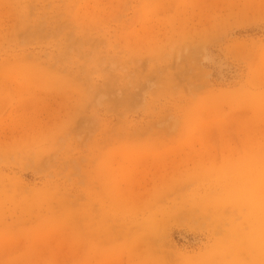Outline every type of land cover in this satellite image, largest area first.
<instances>
[{"label":"rangeland","instance_id":"rangeland-1","mask_svg":"<svg viewBox=\"0 0 264 264\" xmlns=\"http://www.w3.org/2000/svg\"><path fill=\"white\" fill-rule=\"evenodd\" d=\"M0 264H264V0H0Z\"/></svg>","mask_w":264,"mask_h":264}]
</instances>
